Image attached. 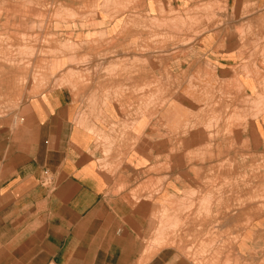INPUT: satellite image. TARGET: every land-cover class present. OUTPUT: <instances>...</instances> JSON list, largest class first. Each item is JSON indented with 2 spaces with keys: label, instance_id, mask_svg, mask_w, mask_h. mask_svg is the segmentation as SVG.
<instances>
[{
  "label": "crops",
  "instance_id": "1",
  "mask_svg": "<svg viewBox=\"0 0 264 264\" xmlns=\"http://www.w3.org/2000/svg\"><path fill=\"white\" fill-rule=\"evenodd\" d=\"M30 1L28 6V1L24 0H0V34L6 33L12 45L20 47L22 42L18 35H38V28L33 31L28 28L34 24V16L46 15L44 35L46 38L57 37L56 42L47 45L46 51L53 53L51 62L54 65L64 60L62 69L53 73L57 74L56 81L62 76L63 86L32 94L30 85L26 88L29 95L24 100H17L21 95L17 79L23 72L17 68L0 67V96L3 97L0 113H4L0 115V264H195L186 257L189 246H186L185 239L187 236L201 239V234L198 236L196 231L199 222L203 224L202 230L218 222L223 232L237 234L238 245L230 251L222 250L217 264L225 261L227 264H264V184L256 185L257 191L262 192L260 199L253 200L252 194L247 195L244 191L237 200L238 210L225 216L224 220L212 216L202 221L192 216L175 215L176 223H180L175 229L177 234L183 223L189 225L184 236L179 232L180 246L150 249L147 242L156 239L159 214L167 202L160 193L166 191L162 186L157 191L146 188L143 185L146 176L140 174L141 168L126 163L131 151L138 147L141 148L139 159L149 158L145 139L129 133L128 140L114 143L105 156L102 149L95 146L94 136L80 124L82 114L89 116L86 125L94 126L95 132H108L119 122H131L113 121L107 113L98 117L101 105H104L101 92L94 88L86 95L81 83L69 81L65 75L70 64H66V60L76 61L87 56L88 52L81 48L90 41L87 37L92 38L91 47L106 45L105 41L97 39L103 27L108 35L114 27H126L124 40L115 45L112 43L111 51L123 42L133 49L132 44L139 34L130 23H137L134 18L149 17V0H117L119 3L128 1V5L115 10L113 21L105 19L103 22L100 18L93 21L79 17L63 22L55 18L58 14L55 1L56 6L62 5L66 12L80 16L87 14L91 0H72L75 5L66 0ZM38 2L52 5L51 9L38 7ZM219 2L223 3V0H211L210 3ZM225 7L222 14H217L216 19L206 26L204 33L184 47L179 46L171 55L161 57L160 62L174 64L171 72L177 71L175 74H205L211 83L216 82V89L223 82L228 87L225 92L231 91L236 80L240 89L236 96L240 100L263 95L264 0H227ZM23 25L27 30L21 29ZM114 35L112 33L111 38ZM63 42L76 45L77 51L68 53L59 49L64 46ZM96 53L104 57L107 52ZM96 59V55L92 57L93 62ZM38 62L37 56L31 60L35 65ZM66 81L70 85L65 84ZM89 96L94 105L87 109ZM106 105L112 110L125 112L130 108L126 100L107 102ZM217 108L223 107L218 105ZM105 117L108 120L103 124L100 119ZM142 119H137L139 127ZM247 126L249 132L251 128L255 130L254 142L249 133L250 146L237 152L239 174L247 172L246 160H264V113ZM241 135L239 142H246V133ZM113 138L112 141L116 142V134ZM119 144L120 151H117ZM157 154L161 155L154 151L153 157ZM102 161L107 163L106 170L99 168ZM112 166L117 168L112 169ZM262 167L259 174L263 172ZM182 197L177 194L180 201ZM197 200L196 196L191 203ZM247 207L255 208L257 212L246 215ZM241 240L243 247L239 246Z\"/></svg>",
  "mask_w": 264,
  "mask_h": 264
},
{
  "label": "rangeland",
  "instance_id": "2",
  "mask_svg": "<svg viewBox=\"0 0 264 264\" xmlns=\"http://www.w3.org/2000/svg\"><path fill=\"white\" fill-rule=\"evenodd\" d=\"M24 1H28L26 5L28 6L31 5L30 0H24ZM66 1L71 3L72 0H66ZM93 1L91 0L89 4L91 5V7L97 8L101 4L100 2L101 0L99 1L95 0L94 1L95 4ZM109 1L110 0L107 1L106 8H109L108 7L109 5H110V8L111 7L119 8L121 5L122 7L125 6V4L128 5V1H126V3L125 2L119 3L117 0L116 1L111 0L110 2ZM206 1L211 2V0H165V1L149 0V7H150V10H149L150 13L148 14L149 17L148 18H146V16L144 18L139 17V19L134 18L135 22L137 23L134 25L130 23L131 24L130 26H133L137 30V33L139 34V36L137 37L138 39H136L132 44L134 46V47L132 46L133 49H130L129 47H127V45L124 44L125 42H123V45L121 46L119 45L118 47L116 46L115 47L116 49H114L113 51L111 50L108 52L105 51L107 53L103 55L104 57H101V54L97 53L95 55L97 56V58H100V60L96 61V63L92 67H89V66L91 65L90 63L92 62V56H95V55L86 54L87 56H85V58L83 59L81 58L80 60H76V61L71 60L73 62H69V64L71 63L69 67V71H68V74H66L65 76L66 78L69 79V81L73 80V82H75L76 84H80V81L85 79L86 77L85 74L88 73L87 71L89 68H92V70H95L99 72L100 74H104V73L111 74V76L119 80V84L117 88V91H118L117 95L115 96L108 95L107 98L105 99L106 103L107 102L110 103L112 101H116L118 103L124 100V97L127 96L128 94H135L140 97L144 96L145 94H149L150 96L149 105H147L146 103H141V101H139L138 103L129 102L130 104L129 112H125L122 109H121L122 111L121 110L120 111L123 112V114H125V117H126L121 120L131 121V122L129 124H126L124 122H119L117 125L112 126L108 132L107 131L106 132H103V131L95 132L96 130L93 129L94 126L92 125L85 126L84 122L85 120L89 119V116L87 117L85 114H82L80 119H83V120L80 121V124L89 134H92L94 136L95 144L97 143L95 145L96 147L100 148L103 144H105V146H109L111 150L114 147L113 146L114 143H119V142L128 140V135H130L129 133H132L133 135L134 133L138 134L136 136H141V138L145 139L144 143L145 144L148 143L149 137H147V131L149 129H151L150 135L152 136L154 135V133L155 134L159 133L154 128V126H157V124L159 125L160 123L161 125L163 123L165 124L164 126L170 125L169 122L167 121V118H163L162 117L163 115L158 114L156 112L157 107L159 105H165V107L168 106L169 102L171 101L168 98V91L175 87H180L182 85H185L189 79L197 80V84L199 85V88L201 90V95H202L201 102L203 106H205L208 109L210 108L217 109L218 105H220L224 108L226 112L227 111H229V113L232 112V115H230L228 112L227 114H225L224 112L225 117L228 116V114L230 116L225 118L224 114L222 116L220 115L221 118L220 117L218 118L219 119L217 121L218 123H216V121L214 122V124L210 123L214 125V127L211 126L210 124H209V128H207L208 126H205L206 128L203 127L204 129H207V130L209 129L207 131L208 133L207 132L205 133L206 130L203 131L205 134H209L211 131H212L211 134H213L214 132L213 135L210 134L212 139L214 137V140H211V142L216 143L215 142L216 140L224 138V137L231 138V139L235 137L233 138V140H236L235 142H237V144L241 147L242 150L250 146L248 139H246V142L244 141L239 142L238 139L242 135L236 134L235 133L236 130H233V127L235 128V126L238 125L236 126L237 128H235V129H238V127L241 126V123L245 121V119L239 120L237 117H234L233 108L236 106H240V105L249 106L248 103L246 102L247 98L245 100L243 99L240 100V98H237L236 96V94H238V91L240 90L238 81L234 80L233 81L234 85H231L230 87L231 91L225 92L226 88L228 87L227 85H224L225 83L223 82H220L218 84L220 86L219 89H216L214 87L216 82L214 84L211 83V79L207 80L205 74H196L197 76H193L191 74H175L177 73V71L174 73L171 72L173 71L172 69H174L173 67L174 64L170 65V63L164 64L160 62L161 57L167 54L171 55V52H176L180 44H181V47L182 46L184 47V45L182 44H187L193 41V39H195L200 34L204 33L206 30V26L210 25L213 22V20L216 19L215 16L217 14H222L223 7L226 6V2H227V0H223L224 4L221 2H219V4H212ZM153 3H154V6H153ZM71 4L75 5L73 3ZM37 6L42 7L43 9L48 8L47 7L48 4H46L45 2H38ZM49 6H50L49 8H51L52 5L49 4ZM170 6L172 8L169 9ZM176 7L178 9H175ZM63 11H60L62 12V14L58 12L59 17L56 16L55 14V18L60 20L61 22L66 21V20L70 21L72 16H75V17H73L71 20L78 19V17L74 15L73 13L70 12L71 13L70 14L68 11L67 12H63ZM111 14L114 15L115 12L110 13L109 15L110 17H108V20H110L111 18V21H113L115 18H112V17H115V16ZM61 17L64 19H62ZM79 17H81L80 19H83V18L86 19L84 15L83 16L80 15ZM88 18L90 19L91 16H89ZM33 22L34 24H32L31 25L32 27L30 29L28 28V30L33 31L34 30L33 28L35 29L38 28L39 34L35 35L34 37L33 36L31 37L30 34L28 35L23 34L22 36L18 35V40L22 42V46L20 47H16L15 45H12L13 42L11 38L9 37V35H6V33L0 34V44L1 45L5 44L4 47L0 46V59L9 62L10 65H8V63L7 65L10 66V68H17V70L19 68L23 69L22 71L23 73L19 74L18 79H17V85H19V87L17 88L21 94V95H18L17 100H24L29 95L27 93L26 88H28L30 85L32 89L31 91L32 94L33 92L37 93V92L43 91L48 88H53V90H56L57 88H60L63 86L61 84L62 82L61 80L56 81L55 75L57 74H53V73L62 69L61 67L63 66L62 63H64V60L61 59L59 60L61 64L54 65V63L51 62L53 53L46 51L47 45L52 44L53 42H56L57 37L55 38V37L49 36L48 38H46L44 35V29H46L45 27L46 15L34 16ZM103 28L106 29L105 27ZM122 28L124 29V27H114L113 28L112 33L113 35L115 34L114 35L115 37L113 38H111L112 36L111 31L107 28L109 30V35L108 33H106V30L102 31L101 33H99L100 40L107 41L106 47L107 46L108 47L110 46V48L114 47L112 43L115 45L116 42L120 43V41L124 40L125 38L124 32H121L123 31ZM21 29L27 30L26 26L24 25L21 27ZM86 39L90 40V37H87ZM63 43H64V46H61L59 49H62L64 52L72 53L75 50L77 51L76 45H73L69 42H63ZM63 43L61 44L63 45ZM90 44H92L91 40L83 44L81 48L86 49V47L88 45L90 46ZM98 46L101 47L105 45L99 44ZM36 56L37 58H39V62L38 64H36L37 66L31 63V60L35 58ZM108 56L109 57L111 56L116 61L113 63H106V62L103 63L102 59ZM82 62H83V66H81ZM46 72L48 74H45ZM163 74H165L164 77L158 78V76H163ZM170 74H173V75H170ZM199 88L197 89L198 93H199ZM207 88L209 89L207 90ZM75 90H77V88ZM103 95L104 94H102V96ZM198 97H199V94H198ZM5 98L8 99V96H5ZM2 99L3 97L0 96V103ZM13 104L14 103H12L11 105L13 106ZM251 106L254 107L253 104ZM226 107L230 109L229 110L225 109ZM103 112L106 113V111L104 110ZM0 115H4V113L1 112ZM252 115L254 114L252 113ZM252 115L247 114V119L255 118V116H252ZM255 115H256V112H255ZM231 116L234 119L230 118ZM139 118H143L142 120L139 121V124H142L140 127L137 123V119ZM224 118L226 120L228 119V123L230 125L227 123V121ZM235 119L236 120L238 119L237 122H235ZM115 120L116 119H113V121ZM121 120L119 119L118 121H121ZM101 122L105 124L107 123V119ZM234 122L236 124L235 126H234ZM103 124H102V127H103ZM215 124L217 125L215 126ZM218 124L222 126V128L224 129H222ZM160 125L158 127H164L163 125L162 126ZM184 125H187V124L181 123L176 126V129L178 131L177 133H180ZM210 126L213 127V129H210L211 128ZM217 126L219 127V129ZM166 127H167L166 128L167 130L165 129L166 132H169L171 130L173 131L175 129V127L171 125L166 126ZM170 128H174V129H170ZM215 128H217V130H215ZM226 129L229 130L228 134L225 133L228 131ZM221 130H224V131H221ZM216 131L217 132L220 131L218 132L219 134H217ZM113 134H116V137H117L116 142L112 141L114 139ZM215 134L219 136H216ZM154 140L157 141L155 143L152 142V145L154 147L159 148L160 150L162 149L165 150V155L160 156V159L164 160L165 163L176 160V158L181 154L180 151H178V148L182 147V144L180 145V140L178 139H171L168 141H162V140L159 141V139H154ZM120 147H121V144L117 145V151H120ZM101 149L103 151L104 147L102 146ZM140 149L141 148L138 147L137 149L132 150L131 155L126 159L127 160L126 163H129V165L136 167L137 166L136 162L140 160L139 159ZM107 153L103 151V154H105V156ZM257 161L254 160L253 158H250V160H246L247 167H248L246 170L247 172L245 173L246 178L247 176L250 175L251 170L255 167L256 168L258 167V171L260 172V168L264 165V160L258 159ZM259 161H261L260 164H259ZM241 162L243 163L244 160H242ZM99 168L106 170L107 168L106 161L100 162ZM115 168H117V166L115 167L112 166V169H115ZM262 169L264 172V166L262 167ZM144 186L146 188L149 187V189H151L152 191L153 190L157 191V189H155L154 187L150 185L149 186L144 185ZM244 191H246L247 195L252 194V197L256 195L258 196L260 195L259 199L262 197L261 196L262 192L257 191V189H250L248 186H246L243 189V192ZM177 194H179V197L183 196L182 201H180L181 199L177 198ZM202 194L203 192L200 193V191L195 188L192 189L191 187H182L181 190L180 189L175 190L171 194H166L165 196H163V199L166 198L165 201L167 202H166L165 208L159 214V220H158L159 224H157V226L159 225L160 227L159 226L158 227L161 229H167V226L169 225L167 226H164V225L167 224L171 220L174 221L173 219L175 218V215L177 214L185 215L183 216L185 218H188V216L190 217L192 216L195 219L197 217H204L205 215H208L207 218L212 217L211 215H215V212L221 208L220 203L217 204L216 202L214 203L210 202V200H207L205 198V195L203 194L204 195L203 196ZM196 196L198 200L196 202L194 201L193 203H191V199L196 198ZM177 199L180 202L178 201V203H176ZM230 202H231L230 205L234 203L233 200H231ZM175 204H178V205H175ZM172 221L169 224L170 226L174 225V229H173L174 233L172 232L173 236L171 233L172 230L168 231L169 228L171 227H168L167 229L168 233L166 232L167 234L171 235L170 238H169V235L167 237H163L162 235L161 240H160L158 239L159 234L156 233V239L150 242H147L150 249H156V248H161V247L168 248V246L169 248H175V247L180 246L182 241H181L179 232L181 231L182 235L184 236L185 231L188 230L189 228V225L183 223L180 226L181 230L178 228L177 230L178 234H177L175 228L180 223H176L175 221L174 222ZM162 227H165V228H162ZM202 228L203 226H200L199 228L196 227V231H198L197 232L198 236H200L201 234V239H195L190 236H187V238L185 239L186 246H189V249L187 250L188 254L187 256L186 255L185 256L191 259V261L195 264H201V263L206 264L207 260L211 258H212L211 260L213 261L215 260L216 262L218 261V257L215 256L213 252L217 251V247L227 245L228 243L230 244L231 247L238 245L239 240L237 238V234L233 233V231L223 232V230L221 229L220 223L214 222L212 226L209 225L208 228L204 227L203 229L204 231L202 230ZM167 238H168V241H167ZM178 238H180V241ZM164 240L166 242H164ZM159 242L160 243L162 242L161 245L163 246H161ZM210 253L213 254V257L209 255Z\"/></svg>",
  "mask_w": 264,
  "mask_h": 264
},
{
  "label": "bare ground",
  "instance_id": "3",
  "mask_svg": "<svg viewBox=\"0 0 264 264\" xmlns=\"http://www.w3.org/2000/svg\"><path fill=\"white\" fill-rule=\"evenodd\" d=\"M107 1L108 0H101L100 1L101 4L97 8L91 7L92 9L90 8L88 10L87 14H84L85 18H88L89 16H91L90 19H92L93 21H95L96 18H100L102 22H103V20L108 19V17H110L109 16L110 13L115 12V10L117 8L116 7L110 8V5L108 6L109 8H106L107 7ZM114 1H116V0H114ZM71 3L76 4V3H74V1H71ZM54 4H56V1ZM94 4H95V2H94ZM47 7L48 8H46V9H48V10L51 9V8H49L50 7L49 5ZM55 7H57L58 12L62 14V12H60V11L64 10L63 6L62 5H59V6L55 5ZM121 7H122V5L119 8H121ZM170 8H172V7L170 6L169 9ZM175 9H178V8L176 7ZM63 12H66V11H63ZM58 15L59 14H56V16H58ZM111 15H113V14H111ZM113 16H116V15L114 14ZM73 17H75V16H72V18ZM77 17L79 18L78 15H77ZM68 18H70V17H68ZM112 18H115V17H112ZM62 19H64V18H62ZM83 20H86V19L83 18ZM110 20H111V18H110ZM103 31H105L104 28H103ZM121 32H124V35H125L126 34V27H124L123 31H121ZM97 39L100 40V36ZM90 40H91V43L93 44L92 38H90ZM97 42L98 41H96V43ZM106 42L107 41H105V44H107ZM182 45H184V44H182ZM180 46H181V44H180ZM85 50H86V52H88L87 54L93 55V53L97 54L96 51H98V52L107 51L108 52L111 49H110V46L106 47V45L101 46V47L98 45H95L93 47L88 45ZM71 60H74V59H70L69 61L66 60V64L69 65V62H73ZM99 60H100V58L96 59V61H99ZM105 60H109L108 63H113L116 61L111 56L103 58L102 62ZM96 61H94V62L92 61L90 63L91 65L89 67H92L96 63ZM7 63H8V65H10L9 62L0 59V67L9 69L10 66H8ZM81 66H83V62H82ZM19 69H21V68H19ZM144 69H145V67H144ZM21 71H23V69H21ZM87 72L88 73L85 74L86 75L85 79L80 81V83L83 87V91H85L84 93L86 95H88V92L91 93V91L94 88H96V89H99L101 94H104L103 95L104 97H101V102L104 105H101L102 109L100 110L101 113L98 114V117L101 118L102 114L104 113L103 112V110H104L107 113V117L108 116L111 117V120H113V119H116V120L120 119L121 120V119L125 118V114H123V112L120 111L121 109L112 110L108 105L105 106V104H106L105 99L107 98L108 95H111V96L117 95V93H118L117 88H118L119 80L117 78H114L113 76H111V74H105V73L100 74L99 72L92 70V68H89ZM92 75L94 77H91ZM58 79L63 81L62 76L58 77ZM67 82L68 81H66L65 84H67ZM68 84H69V82H68ZM198 88H199V85L197 84V80L189 79L185 85H182L180 87H175V88L168 91V98L171 101L169 102L168 106H166V107H165V105H159L156 109V112L158 114L163 115L162 116L163 118H167V121L169 122V124L171 126H174L175 129L170 128V129H174V130L173 131L168 130L169 132H166V130H167L166 126H170V125L164 126L165 124L162 123L160 125V123H159L160 126L163 125L164 127H158L159 126L158 124H157V126H154V128L159 133L158 134L154 133V135H152V136L150 135L151 129H149L147 131V137H149V141H148L147 146H146V147H149L148 148L149 154H150L149 158L146 157L145 159L138 160L136 162L137 166L135 168H137V167L141 168L140 170L142 172L140 174L146 176V181L143 182V185H147V186L150 185L157 190L159 189L160 186L164 187V190L166 192L160 193L162 197L165 196L166 194H171L175 190H179V189L181 190L182 187H191V188L193 187V188L199 190L200 193L203 192V194L205 195V198L207 200H210V202H213V203L216 202L217 204L220 203L221 208L215 212V215H211V216H213V218H215V219H218V218L223 219V218H227L225 216L232 214L234 212V210L235 211H236V209L238 210L239 204L237 203V200H239V198L243 195V189L246 186H248L250 189H257L258 186H256V185L264 184V172H262V174H259L258 167L257 168L255 167L251 170L250 175L247 176V178H246V174L243 175V174L238 173V171L240 169L238 168L239 163H238L237 152H238V150L241 149V147L237 144V142H235L236 140H233V138H235V137L232 136L233 137L232 139L224 137V138L216 140L215 141L216 143L211 142V140H214V137H213V139L211 138V135H213L214 132H213V134H211L212 131L209 134H205L209 130V129L208 130L204 129V128H206L205 126H208L207 128H209L210 123L214 124L215 121H216V123H218L217 121L219 120L218 118L220 117V115L222 116L224 114V112H225V114H227V112L229 113V111L226 112L224 110V108L223 109H221V108H217V109L212 108L211 109L210 108L211 109L210 110V109L206 108L205 106H203L202 102H201V97H202L201 90L199 88V93H198V91H197ZM92 94H94V93H92ZM198 94H199V97H198ZM247 94H249V93H247ZM246 98H247L246 102L248 103L249 106L240 105V106H236L233 108L234 109L233 110L234 117H237L239 120L245 119V121L241 123V126H239L238 129H235V128H237L236 126H238L235 124V122H237L238 119L237 120L235 119L234 126L235 125L236 126L234 128L232 125V127H233V130H236V132H235L236 134L241 135V133L242 134L246 133L247 139H248V135L250 133L252 140L254 142L253 137L255 135L254 134L255 130L251 128V130L249 132V126H247V125H248V122H251V123L256 122L257 119H259L260 116L264 113V94L263 95L258 94L256 96H251V97L249 96ZM94 99H95V97H94ZM124 100L131 102V103H138L139 101H141V103H146L147 105H149L150 96H149V94H145L142 97L135 95V94H128L127 96L124 97ZM92 102H93L92 98H91V96H89L86 99L87 109H89L92 106V104L94 103V102L93 103ZM252 104L254 105L255 108L251 106ZM249 108H251L252 110ZM225 109L229 110L230 108L226 107ZM231 110H232V108H231ZM231 110H230V112H231ZM251 111L254 115H252ZM255 112H256V115H255ZM225 114H224V117H225ZM229 114L232 115V112ZM229 114H228V116H230ZM247 114H251L252 116H255V118L247 119ZM228 116H226L225 118H227ZM107 117H105L104 119L102 118L100 120L104 121L105 119H107ZM230 118H233V117L231 116ZM82 120L83 119H80V121H82ZM226 121L228 123V119ZM86 123L87 122L85 120L84 125L88 126V124L86 125ZM181 123H186L187 125H184V127L182 128L180 133H177L178 131L176 129V126L178 124H181ZM212 124H210V125L214 127V125H212ZM216 125L217 124H215V126ZM213 127H211L210 129H213ZM220 127L222 128V126H220ZM218 129H219V127H218ZM222 129H224V128H222ZM204 130H206L205 133L203 132ZM215 130H217V128H215ZM226 130H228V129H226ZM221 131H224V130H221ZM218 132H220V131H218ZM218 132H217V134H219ZM228 132H229V130L225 133L228 134ZM216 136H219V135H216ZM154 139H159V141H161V140L162 141H168L171 139L180 140V145L182 144V147L178 148V151H180L181 154L176 158V160L165 163L164 160L160 159L161 155H165V150H163V149L160 150L159 148L154 147L152 145V142ZM174 141H176V140H174ZM102 146L104 147L103 151H105V153H107V151L109 152V150H110L109 146H105V144H103ZM154 151L161 153V155L157 154V156L153 157ZM202 173H205V174H202ZM152 176H154V178L147 179L148 177H152ZM259 196L256 195V196H253L252 198H253V200L259 199ZM231 198H233V199H231ZM231 200H233L235 205H233V204L230 205L229 202ZM247 200L249 201V198H247ZM241 203L243 204V202H241ZM256 212L257 211L255 210V208L247 207L246 215H250V214L253 215ZM207 216L208 215H205L204 217H197L196 219H200L202 221L210 219V218H207ZM169 219H170V217H169ZM173 220L175 221V218ZM171 221H169L164 226L169 225V226H167V229H168V227H171V228H169L168 231L172 230L171 231V233H172L173 229H174V225L170 226L169 223ZM174 221H172V222H174ZM224 223H226V222H224ZM202 225L203 224L199 222L198 224H196V227L199 228ZM176 226H177V224H176ZM226 226H227V224H226ZM157 227H156V230L158 232L156 230L155 231L157 234H159V236L157 235L158 239L161 240L162 235H163V237H167L169 235V238H170L171 235L167 234L168 233L167 229H161V228H159L160 227L159 226L158 227L159 230H158ZM162 228H165V227H162ZM256 229H259V228H256ZM173 233H172V236H173ZM178 239L180 241V238H178ZM165 240H166V238H165ZM165 240H164V242H166ZM167 241H168V238H167ZM241 242L242 243H240L239 246L243 247L244 246L243 240H241ZM155 243H157V242H155ZM161 244H162V242L160 243V245ZM171 244H173V243H171ZM246 244L248 245V243H246ZM161 246H163V245H161ZM165 246H167V245H165ZM168 248H169V246H168ZM224 249L230 251L233 248L228 243L227 245L217 247V251L213 252V254L218 257L221 254L220 252L223 253L222 250H224ZM212 257H213V255H212ZM211 259H208V260L206 259L207 260L206 264H217L219 262V261L215 262V260L213 261ZM226 262L227 261H225V263Z\"/></svg>",
  "mask_w": 264,
  "mask_h": 264
}]
</instances>
